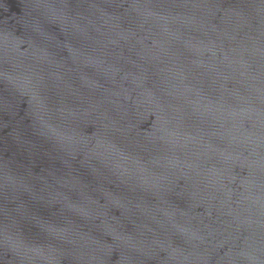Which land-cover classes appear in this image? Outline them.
I'll return each mask as SVG.
<instances>
[{
    "label": "water",
    "instance_id": "1",
    "mask_svg": "<svg viewBox=\"0 0 264 264\" xmlns=\"http://www.w3.org/2000/svg\"><path fill=\"white\" fill-rule=\"evenodd\" d=\"M0 264H264V0H0Z\"/></svg>",
    "mask_w": 264,
    "mask_h": 264
}]
</instances>
